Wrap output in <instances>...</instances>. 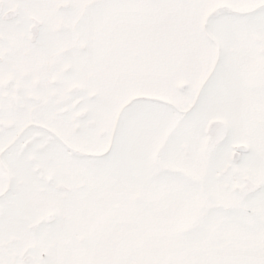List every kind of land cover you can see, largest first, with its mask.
Listing matches in <instances>:
<instances>
[{
  "label": "snow or ice",
  "instance_id": "6c2138e0",
  "mask_svg": "<svg viewBox=\"0 0 264 264\" xmlns=\"http://www.w3.org/2000/svg\"><path fill=\"white\" fill-rule=\"evenodd\" d=\"M0 264H264V0H0Z\"/></svg>",
  "mask_w": 264,
  "mask_h": 264
}]
</instances>
